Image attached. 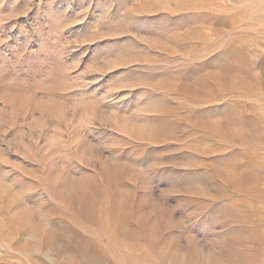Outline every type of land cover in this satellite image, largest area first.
Listing matches in <instances>:
<instances>
[{
  "label": "rangeland",
  "instance_id": "obj_1",
  "mask_svg": "<svg viewBox=\"0 0 264 264\" xmlns=\"http://www.w3.org/2000/svg\"><path fill=\"white\" fill-rule=\"evenodd\" d=\"M0 264H264V0H0Z\"/></svg>",
  "mask_w": 264,
  "mask_h": 264
}]
</instances>
